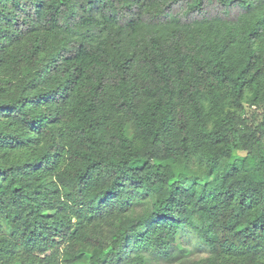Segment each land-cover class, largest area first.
Segmentation results:
<instances>
[{
  "label": "trees",
  "instance_id": "trees-1",
  "mask_svg": "<svg viewBox=\"0 0 264 264\" xmlns=\"http://www.w3.org/2000/svg\"><path fill=\"white\" fill-rule=\"evenodd\" d=\"M0 264H264V0H0Z\"/></svg>",
  "mask_w": 264,
  "mask_h": 264
},
{
  "label": "rangeland",
  "instance_id": "rangeland-1",
  "mask_svg": "<svg viewBox=\"0 0 264 264\" xmlns=\"http://www.w3.org/2000/svg\"><path fill=\"white\" fill-rule=\"evenodd\" d=\"M181 234L182 235L178 236V242L186 245L187 249L189 250V253L195 252L200 255L206 254L204 250H199L195 248L196 245L200 244V241L194 231L186 229L185 232Z\"/></svg>",
  "mask_w": 264,
  "mask_h": 264
}]
</instances>
